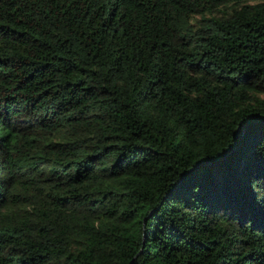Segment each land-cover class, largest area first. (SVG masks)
I'll list each match as a JSON object with an SVG mask.
<instances>
[{
	"label": "trees",
	"instance_id": "obj_1",
	"mask_svg": "<svg viewBox=\"0 0 264 264\" xmlns=\"http://www.w3.org/2000/svg\"><path fill=\"white\" fill-rule=\"evenodd\" d=\"M0 264H264V0H0Z\"/></svg>",
	"mask_w": 264,
	"mask_h": 264
}]
</instances>
